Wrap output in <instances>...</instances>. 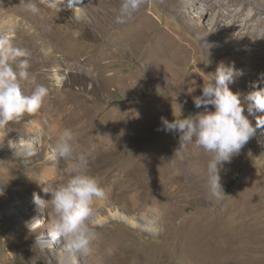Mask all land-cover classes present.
I'll list each match as a JSON object with an SVG mask.
<instances>
[{
    "label": "rangeland",
    "instance_id": "rangeland-1",
    "mask_svg": "<svg viewBox=\"0 0 264 264\" xmlns=\"http://www.w3.org/2000/svg\"><path fill=\"white\" fill-rule=\"evenodd\" d=\"M241 1L143 0L132 20L117 24L123 0H108L110 17L100 22V17L94 16V25L93 14L84 10L85 4L90 6L89 0L73 5L77 8L74 17L67 5L61 10L49 9L35 0L41 12L32 14L24 10L21 1L0 0V6L11 8L12 13V23L0 27V37L7 36L14 47L30 48L27 59L34 76L49 70L53 84L58 83L57 76L63 79V95L87 110L84 120H88L90 135L84 140L105 141L108 134L113 135L112 151L100 155L101 167L87 166L88 174L97 178L104 190V196L96 198L103 204V209L95 210L97 219L107 221L93 226L98 235L89 256L73 251L78 264H264V127L224 165L221 182L225 194L219 198L208 189L207 164L212 154L200 152L203 190H199L198 181L188 180L174 163L199 149L194 144L182 147L178 133L159 130L161 117L173 121L204 111L195 107L193 97L202 95L203 85L211 79L208 74L215 73L222 61L234 63L243 72L229 87L242 93L248 115L251 102L247 93L264 74V9L250 4L243 16L237 17L235 9ZM100 55L112 63L106 74L115 73L107 90L101 79L90 77L91 61ZM12 66L15 68L16 62ZM209 109L214 111L212 106ZM256 116L264 113L249 116L253 126ZM2 130L16 144L24 137L9 132L8 127L0 133ZM35 146L41 148L40 143ZM54 146L49 143L43 156L26 160L1 149L0 163L28 171V160L34 168L48 161L63 170L65 160ZM48 154L53 158L46 159ZM135 155L141 158L137 173L151 184L139 205L133 207L129 200L118 202L108 197L107 190L121 170L117 161ZM4 189L8 188L0 177V190ZM172 194L175 201L168 204ZM40 196L51 198L45 191ZM19 199L24 216L28 197ZM41 213L43 229L48 231L53 213L47 207ZM16 224L0 195V242L10 240V230ZM37 236L28 239L23 252L12 250L9 257L13 264H59L49 251L38 252ZM8 249L10 246L4 245L3 252L9 254ZM2 259L0 255V264Z\"/></svg>",
    "mask_w": 264,
    "mask_h": 264
},
{
    "label": "clouds",
    "instance_id": "clouds-1",
    "mask_svg": "<svg viewBox=\"0 0 264 264\" xmlns=\"http://www.w3.org/2000/svg\"><path fill=\"white\" fill-rule=\"evenodd\" d=\"M40 2L49 9L61 10L65 5L72 8L76 3L82 4L83 0ZM142 3L143 0H123L116 23L125 24L132 20ZM21 4L32 14L41 12L35 0H21ZM29 56L28 50L14 47L7 36L0 37V128L20 122L25 115L37 113L49 94L48 88L42 84H35L31 94H25L23 84L35 83V77L29 71ZM12 62H16L15 68ZM241 75L242 70L236 69L234 63L227 65L220 62L215 73L208 74L211 79L203 85L202 95L193 97L195 107H203V112L173 121L161 117L162 128L159 130L178 133L182 147L194 144L198 149L212 154L207 164L208 189L216 198L224 193L221 182L224 165L231 163L232 158L256 135L258 128L264 127V116H256L255 126L249 119L256 112L264 113V87L260 86L264 83V74L252 83L253 90L247 93L246 99L251 102L248 115H245V107L241 102L242 93L233 92L229 87ZM9 146L14 149V156L22 160L34 157L37 153L34 142L24 137H21L19 144L10 141ZM79 148L73 131L64 129L55 143L54 151L59 157L75 162L70 165V178L66 183L51 191L44 189L51 194L50 200L43 199L38 193L33 194V203L40 210L51 205L53 213L49 215L48 231L37 236L35 244L44 241L53 246L54 242L63 238L71 250L89 256L92 253L91 245L98 235L93 226L99 223L92 204L94 199L104 196V190L98 179L87 172L91 153H79ZM0 195H3L2 190ZM151 221L155 223L156 217H151ZM42 223L39 217H33L27 227L33 231Z\"/></svg>",
    "mask_w": 264,
    "mask_h": 264
},
{
    "label": "bare ground",
    "instance_id": "bare-ground-1",
    "mask_svg": "<svg viewBox=\"0 0 264 264\" xmlns=\"http://www.w3.org/2000/svg\"><path fill=\"white\" fill-rule=\"evenodd\" d=\"M20 1L18 0L19 4ZM249 1L251 3H249ZM89 4L90 6L86 4L84 5V10H90L88 12L89 15L93 14L92 18L90 17L92 24L95 25V17H100L98 19L100 22L108 20V18L110 17L108 0H89ZM239 4L240 5L237 6L238 8L236 7L235 9L237 17L243 16L248 7H250V4H252V6H260L264 9V0H243ZM23 7L24 10H26L25 5ZM73 7L70 8V14L72 15V17L76 16ZM263 11H261L262 14ZM11 16V8L7 6H0V21H2L0 27L4 28L7 23H12ZM81 23H85V19H82ZM25 49L30 51V48ZM50 54H53V52H50ZM104 59L105 58L103 57V55H100L96 60L91 61L94 68H91L92 73H90V77L92 80L101 79L103 81V84L105 85V89L107 90V87H109L110 85L109 78L115 76V73L110 75L106 74V72H108V69L112 66V63L111 61L108 62ZM85 60H87V58ZM47 62L49 63L48 60ZM97 71L98 75H94ZM50 74L52 73H50L49 70L40 72V74L38 72V74L34 76V84L25 82L23 86L24 91L29 95L31 94L35 84H42L48 88L49 94L46 97L42 109L35 114L25 115L20 122L10 123L5 127H8L9 132H18L22 136L28 137V140L34 142V144L40 143V149L35 146L37 150L35 157L43 156L47 145L49 143H56L59 135L64 129H71L75 135L76 143H78L80 146L78 152L84 154L91 153L88 156L87 166L89 167V169H92L93 166H96L102 162V159L100 158L101 154L112 151L110 149V143L112 141L113 135L110 136V134H108L105 141H97V139H95L92 142H86L84 139L86 137L88 138V135H90L89 130L86 127V125L88 124V120H84L87 110L85 111V108L70 103L67 97L62 93L61 85L63 79L57 76L56 79L58 83L53 84V78L50 79L48 77ZM45 117L47 120L43 122L42 119L44 118L45 120ZM3 128H0V130ZM99 134L100 132L98 131L97 135ZM6 135L7 134L5 130H2V132L0 133V150L3 149L6 152H14V149L10 148L9 142L15 141L11 140ZM80 140H82V144H80ZM202 151V149H199L197 150V152L195 151L192 153L183 154L180 159L174 161L175 165H180L181 169L188 176V180L190 179V181H198L196 182V185L198 186L199 190H203V157L200 153ZM51 158H53V156H51L50 154L46 159L49 160ZM140 159V157L135 155L132 156L128 161H117V163L121 165V170L118 172L115 180L112 181L111 186L107 190L108 197L113 196L118 202L129 200L130 202H132L133 207L139 205V200L142 198L143 191H145V189H148L151 184L148 179L146 180L144 176L142 177L137 173V169L141 166ZM64 160L65 169L63 170L57 168L56 166L50 165V162L48 161H44L45 164L38 165L37 168H34L32 166L31 160H28V162L30 163L28 171H23L20 168L17 169L15 166L12 167V165L14 164L11 165L9 163H0L1 181L3 182L4 186L8 188L2 190V197L5 199L7 211L12 214V216L14 217V222L17 223L10 230V240L8 241L6 239L0 242V255L3 258V264H13V261L9 257L12 254L13 249L16 248L19 251L23 252L26 248L25 245L27 241H29L31 237H34L35 235L39 236L47 232V229H43V223L37 228L33 229V231H31L27 227V223L30 222L33 217H39L41 220H45L44 216H42L41 213V211L43 210H40L33 203V194L38 193L40 195V192H43L44 189L48 187L52 186L53 189H55L58 185L67 182L69 178L67 175H70V165L74 160ZM98 166L101 167V165ZM124 166H127L129 170H127V168L123 169ZM21 175H23L22 178ZM174 191L173 193H175ZM21 196L28 197V210L26 211V214L24 216L20 211L21 202L19 197ZM170 196L171 197L167 199L168 204L172 202L174 203L175 201V194H172ZM102 205V202L94 199L92 207L94 210H97L101 209ZM47 208L51 209V205H48ZM119 218H121V216H119ZM125 220L129 224L135 226V224L130 220ZM106 221V219H101L99 220V224H103ZM25 228L28 230L25 231ZM149 231L152 230L150 229ZM7 244L8 246H10V249H8L10 250L9 254L3 252L4 245ZM38 245L40 250L37 251L39 253H41L42 251H49L53 256V259L56 260L59 264H78L76 258L73 256V250L65 245V241L63 239L58 240V242H54L53 246H49L44 241H42Z\"/></svg>",
    "mask_w": 264,
    "mask_h": 264
}]
</instances>
